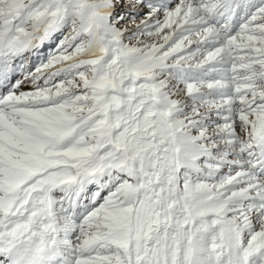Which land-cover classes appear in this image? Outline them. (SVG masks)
I'll use <instances>...</instances> for the list:
<instances>
[{"label":"snow or ice","instance_id":"6c2138e0","mask_svg":"<svg viewBox=\"0 0 264 264\" xmlns=\"http://www.w3.org/2000/svg\"><path fill=\"white\" fill-rule=\"evenodd\" d=\"M0 264H264V0H0Z\"/></svg>","mask_w":264,"mask_h":264}]
</instances>
